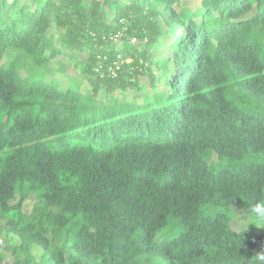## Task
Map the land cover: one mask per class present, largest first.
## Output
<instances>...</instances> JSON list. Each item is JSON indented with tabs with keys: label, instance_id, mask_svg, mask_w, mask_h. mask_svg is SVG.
Masks as SVG:
<instances>
[{
	"label": "trees",
	"instance_id": "trees-1",
	"mask_svg": "<svg viewBox=\"0 0 264 264\" xmlns=\"http://www.w3.org/2000/svg\"><path fill=\"white\" fill-rule=\"evenodd\" d=\"M262 198L264 0H0V264H264Z\"/></svg>",
	"mask_w": 264,
	"mask_h": 264
},
{
	"label": "rangeland",
	"instance_id": "rangeland-1",
	"mask_svg": "<svg viewBox=\"0 0 264 264\" xmlns=\"http://www.w3.org/2000/svg\"><path fill=\"white\" fill-rule=\"evenodd\" d=\"M136 40H133V43H135ZM57 44V43H56ZM120 47V46H119ZM60 61L62 62H65L67 64V60L65 59V57H59L58 58ZM68 65V69H67V76H64L63 74H55L54 76H56L57 78H59L62 82H63V85H66L69 83V80L71 78H77L78 80L81 81V91L85 94L86 91L90 90V86L89 84L83 79L82 76H79L77 73H76V70L75 68L71 65V64H67ZM52 79V76H49V80ZM139 82L141 85H146L147 84V79L142 76L139 77ZM105 97H108L105 96ZM130 100H132L131 97H129ZM213 161H217V157L215 156ZM19 200L15 201V203H17ZM36 201V198L35 196L31 197L25 204H24V211L26 213H29L31 210H32V207L34 205ZM234 210L236 211H241L239 210V208L237 206H234L233 207ZM232 228L237 231V232H242V231H246V230H257L259 233L261 234H264V228H256L254 225H249V228L247 229L246 227H244V225H242L240 222L236 221L235 219L233 220L232 222ZM164 238L162 236H159L158 237V240L159 241H162ZM9 241H13L14 243H16V240L11 237V236H7V235H3L0 237V246L3 247V246H6ZM256 255L259 254V253H264V248H259L256 250ZM37 255H38V258H39V252H37ZM12 261V257L9 255V258H8V262H11Z\"/></svg>",
	"mask_w": 264,
	"mask_h": 264
},
{
	"label": "clouds",
	"instance_id": "clouds-1",
	"mask_svg": "<svg viewBox=\"0 0 264 264\" xmlns=\"http://www.w3.org/2000/svg\"><path fill=\"white\" fill-rule=\"evenodd\" d=\"M217 211L226 212L230 217L240 222L247 229L249 225H254L256 228H264V198L258 202L248 204L241 211L234 210L233 207H223ZM256 258L264 262V253L257 254Z\"/></svg>",
	"mask_w": 264,
	"mask_h": 264
},
{
	"label": "built area",
	"instance_id": "built-area-1",
	"mask_svg": "<svg viewBox=\"0 0 264 264\" xmlns=\"http://www.w3.org/2000/svg\"><path fill=\"white\" fill-rule=\"evenodd\" d=\"M116 38H118V36H116Z\"/></svg>",
	"mask_w": 264,
	"mask_h": 264
}]
</instances>
